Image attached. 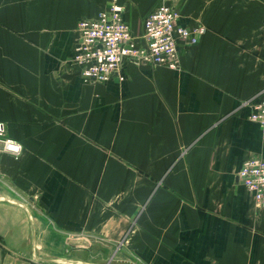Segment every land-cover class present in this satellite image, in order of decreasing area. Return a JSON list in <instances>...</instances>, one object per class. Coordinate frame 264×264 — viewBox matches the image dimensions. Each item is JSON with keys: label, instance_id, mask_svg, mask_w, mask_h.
<instances>
[{"label": "crops", "instance_id": "1", "mask_svg": "<svg viewBox=\"0 0 264 264\" xmlns=\"http://www.w3.org/2000/svg\"><path fill=\"white\" fill-rule=\"evenodd\" d=\"M113 4L136 36L162 4L206 31L179 70L86 83L78 22ZM262 93L264 0H0V124L23 148L0 145V264H102L73 255L94 241L106 264H264V206L239 181L264 159Z\"/></svg>", "mask_w": 264, "mask_h": 264}, {"label": "built area", "instance_id": "2", "mask_svg": "<svg viewBox=\"0 0 264 264\" xmlns=\"http://www.w3.org/2000/svg\"><path fill=\"white\" fill-rule=\"evenodd\" d=\"M180 13L174 6H158L143 23V31L134 35L124 18L123 8L113 4L96 18H83L77 25L72 64L80 69L84 82L105 84L115 78L120 81L124 63H145L152 67L180 69V49L193 46L204 34L203 27L187 28L178 24ZM250 120L259 125L264 145V93L253 106ZM5 127L0 124L1 149L19 156L23 148L18 142L6 138ZM240 183L253 195L258 208L264 206V159L246 160L239 173Z\"/></svg>", "mask_w": 264, "mask_h": 264}, {"label": "rangeland", "instance_id": "3", "mask_svg": "<svg viewBox=\"0 0 264 264\" xmlns=\"http://www.w3.org/2000/svg\"><path fill=\"white\" fill-rule=\"evenodd\" d=\"M93 243L98 244V245H96V247L94 245L92 247V249H85L83 247L77 248V250H78L77 253H73V255H76L77 257L81 258L86 263H90L91 261H98V262H100L102 264H106L107 256L103 257L101 255H105L106 254L105 250L108 249V248H106V246L103 243L95 242V241ZM73 249L74 248H72V251H76V250H73ZM94 253H98L99 257H95Z\"/></svg>", "mask_w": 264, "mask_h": 264}]
</instances>
